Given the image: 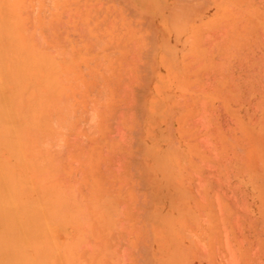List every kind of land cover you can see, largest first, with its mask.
<instances>
[{
    "label": "rangeland",
    "instance_id": "rangeland-1",
    "mask_svg": "<svg viewBox=\"0 0 264 264\" xmlns=\"http://www.w3.org/2000/svg\"><path fill=\"white\" fill-rule=\"evenodd\" d=\"M37 2L12 0L9 3L13 8L6 0H0V23L11 28L16 18L15 22L21 20L17 29L21 26L26 34L32 33L29 35L32 41L28 39L26 43L29 36L21 37L22 30H18L21 42L17 43L27 52L32 48L29 44L36 45L33 54L37 50L42 54L38 59L41 64L36 68L29 65L34 71L27 68L29 74L24 72L25 77L29 75L28 80L24 79L26 85L23 78L21 81L13 77L22 84L10 80L11 88L16 89L15 83L21 86L20 90L22 85L30 89L25 98L19 95L24 96L25 89L19 92L17 88L15 91L19 93L11 94L14 89L5 86L10 100L5 89L3 95L0 88L4 103L12 105L10 115L14 116H10V121L18 128L17 133L20 131L19 138L23 137L18 149L15 145L16 155L13 146L12 149L5 146V150L0 146L1 160L19 161L20 170L17 163L13 166L14 162L0 161L3 173L10 166L13 171L4 173L6 180L11 178L8 181L0 177V188L4 193V189L14 193V198L10 192L7 197L21 213L20 219L9 224L4 220L6 213L1 211L0 219L4 221L0 220V234L6 233L7 229L1 230L6 224L15 225V233L23 235L20 240L36 250L29 249L30 254L34 253L30 255L33 264H176L175 258L182 264H264V0H39V6ZM4 6L9 10H5L9 23L3 17ZM169 6L172 8L168 9ZM170 11L175 14L170 15ZM169 16L177 20L172 21ZM14 36L11 40L6 36L11 47ZM32 57L29 59L36 63L39 57ZM1 58L7 62L3 54ZM8 73L3 76L6 80L12 77ZM55 73L61 79L60 87L56 85ZM6 80L3 85L10 83ZM35 85L46 93L42 92L44 102L42 95L38 96L39 91L35 93ZM49 88L55 89L54 93ZM27 95L35 97V104L39 97L43 117L37 111L41 108L34 110ZM47 95L54 100H47ZM17 99H21L23 106L17 105ZM3 100L0 99V106L2 102L8 110ZM63 109H67L66 113ZM4 116L7 118L9 113ZM3 120H0L2 135L6 126V122L2 125ZM11 124L8 126L13 129ZM7 133L11 132L7 131L3 137L0 134V145H7V139L10 143L16 141L12 139L17 138V133H11L12 138ZM22 159L27 163L28 173L27 169L21 171ZM42 162L47 170L42 171ZM14 171L23 173L22 180ZM26 176L32 177L31 182L37 181L36 187L31 184L33 191L27 184L29 178L24 180L25 184L21 182ZM13 180L18 183L16 188L19 185L22 189L19 194ZM26 191L33 196L28 197ZM52 209L53 213L58 211L55 214L62 210L66 214L55 219L56 215H49ZM40 210L41 215L46 211L49 218L42 219V215L41 222L36 217L31 219L34 224L28 222ZM21 216L27 217V221L21 222ZM43 222L45 228L46 225L51 228L47 234L40 228ZM36 224L39 231L31 230L28 235L20 232L23 225L37 229ZM236 246L243 247L245 253L233 249ZM5 254L0 255V261L4 257L9 264L10 258Z\"/></svg>",
    "mask_w": 264,
    "mask_h": 264
},
{
    "label": "bare ground",
    "instance_id": "bare-ground-1",
    "mask_svg": "<svg viewBox=\"0 0 264 264\" xmlns=\"http://www.w3.org/2000/svg\"><path fill=\"white\" fill-rule=\"evenodd\" d=\"M11 1H12V0H6V2H8L7 4H9V5H11V4L9 3V2H11ZM41 1H42V0H41ZM38 2H39V0H38ZM38 2H37V4H38ZM230 2H231V1H230ZM39 3H40V2H39ZM43 3H44V1H43ZM259 3H260V2H259ZM261 3H262V1H261ZM4 4H6V3H4ZM233 4H234V3H233ZM11 6L14 8L13 5H11ZM24 6H25V5H24ZM38 6H39V4H38ZM230 6H231V5H230ZM4 7H5V6H4ZM44 7H46L45 4H44ZM261 7H262V6H261ZM10 8H11V7H10ZM42 8H43V7H42ZM90 8H91V7H90ZM96 8H97V7H96ZM167 8H168V7H167ZM171 8H172V6H169L168 9H171ZM173 8H174V7H173ZM11 9H12V8H11ZM37 9H38V8H37ZM54 9H55V8H54ZM233 9H234V8H233ZM247 9H248V8H247ZM5 10H8V7H7V8H6V7L4 8V16H3V17L6 18V20H7V19L9 18V16L7 15V13L5 14ZM14 10H15V9H14ZM23 10H24V9H23ZM38 10H39V9H38ZM40 10H41V9H40ZM91 10H92V9H91ZM172 10H174V9H172ZM242 10H244V9H242ZM8 11H9V10H8ZM8 11H7V12H8ZM168 11H169V10H168ZM175 11H176V9H175ZM180 11H181V10H180ZM180 11H178V12L180 13ZM172 12H173V14H175L174 11H172ZM172 12L170 11V15H172V14H171ZM183 12H184V11H183ZM225 12H226V11H225ZM248 13H249V12H248ZM8 14H9V12H8ZM168 14H169V13H168ZM176 14H177V13H176ZM193 14H194V13H193ZM5 15H6V17H5ZM9 15H10V14H9ZM82 15H83V14H82ZM177 15H178V14H177ZM186 15H187V14H186ZM188 15H189V14H188ZM7 16H8V17H7ZM172 16H173V15H172ZM172 16H171V17H172ZM180 16H181V15H180ZM34 17H35V16H34ZM43 17H44V16H43ZM169 17H170V16H169ZM171 17H170V18H171ZM36 18H37V15H36ZM170 18H169V19H170ZM173 18H174V17L171 18L172 21H173ZM176 18H177V17H176ZM187 18H188V17H186V19H187ZM189 18H190V17H189ZM189 18H188V19H189ZM16 19H17V18H16ZM16 19L14 20V24H12L13 27H11V28H14V29H11L9 24H8V25H9V28H10V29L7 28V27H4V25L0 23V44L2 43V45H0V51L4 50V52H6L5 55H4V52H3L2 54H3V56H4V59L7 60V62L4 61V60L2 61V60H1V59H2V58H1V57H2V54L0 53V56H1V57H0V58H1V59H0V62H2V64H0V65L3 67V69L5 68L3 71H5L6 73H7V71H8V72H9L8 75L10 74V75L12 76V77L9 76V78L7 77V78H8V79H7L8 81L13 80L15 83H21V81H22L21 79L23 78L22 83H23L24 85H26V84H25L26 81H25L24 79H27V80H28V78H29L28 76H29V75H27V76L25 77L24 72L27 71L28 69H32V72H33V71H34V70H33L34 68H30V66H32V67L35 66V68H36V67L38 66V64L40 63L39 61H41V60L38 61V59H41V55H42V54L39 53L38 50L35 51V55L33 54V53H34L33 51L36 50V47H35L36 45L34 46V45L32 44V45L35 47V49H34L33 46L29 44V46L32 47L33 50H32V48L29 47L32 51L29 49L30 52H27L26 49H23V46H20V45H21L20 43H19V44L17 43L18 40L21 42V39H18V38H19V36H18V30H22V33H23V34H21V37H23V35L26 34L27 31L24 32V30H23L24 28L22 27V28H23V29H22L21 26H18L20 29H17L16 24L19 25L20 23H22V21L20 20V23L18 22L19 20H18L17 22H15ZM37 19H38V18H37ZM82 19H83V18H82ZM179 19H180V18H179ZM190 19H191V18H190ZM8 20H9V19H8ZM8 20H7V21H8ZM38 20H39V19H38ZM38 20H37V21H38ZM174 20H175V18H174ZM176 20H177V19H176ZM176 20H175V21H176ZM180 20H181V19H180ZM9 21H10V20H9ZM9 21L6 22V23H9ZM39 21H40V20H39ZM115 21H116V20H115ZM115 21H114V22H115ZM175 21H174V23H175ZM220 21H221V20H220ZM81 22H82V21H81ZM187 22H188V20H187ZM18 23H19V24H18ZM38 23H39V22H38ZM82 23H83V22H82ZM178 23H179V22H178ZM182 23H183V22H182ZM182 23H181V24H182ZM229 23H230V22H229ZM10 24H11V23H10ZM187 24H188V23H187ZM219 24H220V23H219ZM81 25H82V24H81ZM170 25H171V24H170ZM176 25H177V24H176ZM176 25H175V26H176ZM179 25H180V23H179ZM183 25H184V24H183ZM87 26H88V25H87ZM177 26H178V25H177ZM193 26H194V25H193ZM221 26H222V25H221ZM178 27H179V26H178ZM180 27H181V26H180ZM184 27H185V26H184ZM186 27H187V26H186ZM196 27H198V26H196ZM196 27H195V29H196ZM15 28H16V29H15ZM175 28H177V27H175ZM42 29H43V28H42ZM86 29H87V28H86ZM177 29H178V28H177ZM179 29H180V28H179ZM179 29H178V30H179ZM12 30H13V32H12ZM14 30H15V31H14ZM178 30H177V31H178ZM202 30H203V29H202ZM16 31H17V32H16ZM36 31H37V29H36ZM36 31H35V32H36ZM42 31H44V29H43ZM186 31H187V30H186ZM193 31H194V29H193ZM5 32L7 33V35H9V39H10V40H11L10 37H13V35H15V36H14L15 38L18 36V37L16 38L17 40L14 38V42H12V41H13V38H12V41H11V42L14 43V46L12 45V47H11V45H10V40H9V41L7 40V38H8V37H6L7 35L4 36V35H5V34H4ZM14 32H16V33H14ZM19 32H20V31H19ZM148 32H149V31H148ZM179 32H180V31H179ZM194 32H195V31H194ZM194 32H192V33H194ZM196 32H197V31H196ZM214 32H215V31H214ZM13 33H14V34H13ZM28 33H29V32H28ZM40 33H41V32H40ZM87 33H88V32H87ZM189 33H190V32H189ZM199 33H201V30H200ZM199 33H198V34H199ZM218 33H220V32H218ZM231 33H232V32H231ZM12 34H13V35H12ZM31 34H32V33H31ZM31 34H29V35L31 36ZM34 34H35V33H34ZM208 34H210V33L208 32ZM211 34H212V33H211ZM215 34H216V33H215ZM224 34H225V33H224ZM26 35H28V34H26ZM29 35H28V36H29ZM37 35H38V34H36V37L38 38L39 36H37ZM45 35H46V34H45ZM134 35H135V34H134ZM192 35H194V34H192ZM206 35H207V33H206ZM24 36H25V35H24ZM30 36L25 38L26 41H25V40H24V41H25L26 43H27V41H30V40H28V39H31ZM41 36H42V35H41ZM178 36H179V35H178ZM183 36H184V35H183ZM201 36H202V35H201ZM4 37H5V38H4ZM44 37H45V36H44ZM148 37H149V36H148ZM195 37H196V36H195ZM197 37H198V36H197ZM253 37H254V35H253ZM253 37H252V38H253ZM37 38H36V39H37ZM115 38H116V37H115ZM179 38H180V37H179ZM52 39H53V38H52ZM5 40L8 42V45H7V44L5 45V43H6ZM33 40H35V39H33ZM37 40H38V39H37ZM37 40H36V41H37ZM134 40H135V39H134ZM134 40H133V41H134ZM31 41H32V39H31ZM178 41H179V40H178ZM184 41H185V40H184ZM186 41H187V40H186ZM240 41H241V40H240ZM39 42H40V40H39ZM43 42H44V40H43ZM100 42H101V41H100ZM100 42H99V43H100ZM12 43H11V44H12ZM46 43H48V42H46ZM64 43H65V41H64ZM135 43H136V42H135ZM197 43H198V42H197ZM197 43H196V45H197ZM15 44H17V45H15ZM40 44H41V43H40ZM40 44H37V45L40 46ZM44 44H45V43H44ZM48 44H49V43H48ZM41 45H43V44H41ZM180 45H181V44H180ZM192 45H193V44H192ZM200 45H201V44H200ZM1 46H2V47L4 46V48L2 49ZM5 46H6V47H9V46H10L11 48L14 49V51L12 50L13 52H9V53H8V52H7L8 49H9V51H11V48H7V49H5ZM15 46L18 47V48L16 49ZM37 47H38V46H37ZM48 47H49V46H48ZM51 47H52V46H51ZM184 47H185V45H184ZM190 47H191V44H190ZM190 47H189V48H190ZM20 48H21V49H20ZM52 48H53V47H52ZM54 48H55V47H54ZM174 48H176V47H174ZM179 48H180V47H179ZM185 48H186V47H185ZM248 48H249V47H248ZM15 49H16V50H19V49H20V51H15ZM38 49H39V47H38ZM140 49H141V48H140ZM172 49H173V48H172ZM177 49H178V48H177ZM177 49H176V50H177ZM183 49H184V48H183ZM249 49H250V48H249ZM249 49H248V50H249ZM21 50H22V51H21ZM50 50H51V49H50ZM54 50H56V49H54ZM173 50H174V49H173ZM190 50H192V49L190 48ZM244 50H247V49H244ZM24 51H26V52L29 53L31 56H33V57H32L33 59H36V57H39V58L36 59V60L38 61V63H37V61H36V63H35V60H34V61H33V60H30L29 58H31V56H30L29 54H25ZM51 51L53 52V49H52ZM51 51H50V52H51ZM58 51H59V50H58ZM60 51H61V50H60ZM171 51H172V50H171ZM187 51H188V50H187ZM15 52L18 53V54H16ZM52 52H51V53H52ZM67 52H68V51H67ZM130 52H131V51H130ZM167 52H168V51H167ZM175 52H176V51H175ZM175 52H174V53H175ZM178 52H179V51H178ZM182 52H183V51H182ZM184 52H185V51H184ZM244 52H245V51H244ZM10 53H11V54H10ZM13 53H14V54H13ZM21 53H22V57H23V58L20 57V56H21V55H20ZM36 53H37V54H36ZM56 53H57V52H56ZM63 53H64V52H63ZM63 53H62V54H63ZM65 53H66V52H65ZM69 53H71V52H69ZM245 53H246V52H245ZM251 53H252V52H250V54H251ZM12 54H13V55H12ZM24 54H25V55H24ZM39 54H41V55L39 56ZM169 54H170V53H169ZM179 54H180L179 56L182 57V53L179 52ZM215 54H216V53H215ZM248 54H249V53H248ZM250 54H249V55H250ZM28 55H29V56H28ZM135 55H136V54H135ZM135 55H134V56H135ZM170 55H171V54H170ZM246 55H247V54H246ZM258 55H259V54H258ZM17 56H18L20 59H23V60H20L19 58H17ZM24 56H25V57H24ZM34 56H35V57H34ZM202 56H203V55H202ZM244 56H245V55H244ZM255 56H256V55H255ZM15 57H16V58H15ZM46 57H47V56H46ZM54 57H55V56H54ZM174 57H175V56H174ZM60 58H61V57H60ZM68 58H69V57H68ZM198 58H199V57H198ZM15 59H16V60H15ZM17 59H19V60L21 61V63L19 62V60H18V62H19V63H18V62H17ZM26 59H27V60H26ZM42 59H43V58H42ZM47 59H48V57H47ZM47 59H46V61H50V60H51V59H50V60H47ZM53 59H54V58H53ZM125 59H126V58H125ZM187 59H188V58H187ZM201 59H202V58H201ZM262 59H263V58H262ZM28 60H29V62H31L30 64H28V63H29ZM44 60H45V59H44ZM136 60H137V59H136ZM22 61H24V62H22ZM26 61L28 62V63H27L28 66H26V65H27V64H26ZM46 61H45V62H46ZM54 61H55V59H54ZM54 61H53V62H54ZM122 61H123V60H122ZM168 61H169V60H168ZM4 62L7 63V65H5ZM32 62H33V63H32ZM42 62H43V60H42ZM56 62H57V61H56ZM56 62H55V64H57ZM128 62H129V61H128ZM253 62H254V61H253ZM47 63H48V62H47ZM65 63H66V62H65ZM70 63H71V62H70ZM250 63H251V62H250ZM262 63H263V61H262ZM40 64H41V63H40ZM44 64H45V63H44ZM150 64H151V63H150ZM169 64L171 65V63H169ZM4 65H5L6 67H5ZM20 65H21V66H20ZM22 65H23V66H22ZM29 65H30V66H29ZM36 65H37V66H36ZM49 65H52V64L50 63ZM71 65H72V64H71ZM175 65H177V64L175 63ZM24 66H26V67H24ZM45 66H46V65H45ZM56 66H57V68H58V67H60V64H59V66H58V64H57ZM221 66H222V65H221ZM244 66H245V65H244ZM2 67H1L0 69H2ZM7 67H8V69H7ZM167 67H168V66H167ZM25 68H26V69H25ZM27 68H28V69H27ZM44 68H45V67H44ZM53 68H54V67H53ZM57 68H56V69H57ZM102 68H103V67H102ZM6 69H7V70H6ZM24 69H25V70H24ZM47 69H48V68H47ZM54 69H55V68H54ZM71 69H72V68H71ZM71 69H70V70H71ZM186 69H187V68H186ZM23 70H24V71H23ZM37 70H39V69L37 68ZM67 70H68V69H67ZM152 70H153V69H152ZM3 71H0V73H3V75L1 74L2 76L0 75V79L2 78V79H1V82H0L1 85H3V83H4L5 80H6V77H5V78L3 77V76H5L4 74H6V73H4ZM45 71H46V69H45ZM47 71H48V70H47ZM52 71H53V70H52ZM58 71H59V70H58ZM75 71H76V70H75ZM93 71H94V70H93ZM263 71H264V70H263ZM263 71H262V73H263ZM59 72H60V71H59ZM59 72H58V73H59ZM105 72H106V71H105ZM128 72H129V71H128ZM26 73H28V71H27ZM48 73L51 75L50 72H48ZM53 73H54V72H53ZM53 73H52V74H53ZM61 73H62V72H61ZM64 73H65V72H64ZM64 73H62V74H64ZM67 73H69V72H67ZM72 73L74 74L75 72L72 71ZM92 73H93V72H92ZM159 73H160V72H159ZM175 73H176V72H175ZM28 74H29V73H28ZM44 74H46V73L44 72ZM65 74H66V73H65ZM177 74H178V73H177ZM6 75H7V74H6ZM36 75H37V74H36ZM55 75H56V77H57V81H56V77H55V82H58V83L56 84V85H58V84L60 83L59 81H60L61 79L58 78L57 73H55ZM59 75H60V74H59ZM69 75H70V74H69ZM215 75H216V74H215ZM262 75H263V74H262ZM40 76H41V75H40ZM75 76H76V75H75ZM178 76H179V75H178ZM253 76H255V75H253ZM256 76H257V75H256ZM260 76H261V75H260ZM13 77H14V78H18L17 80L20 79L21 81H20V82H19V81L16 82L17 80L14 79ZM20 77H21V78H20ZM27 77H28V78H27ZM44 77H45V76H44ZM44 77H42L41 80H42ZM243 77H244V76H243ZM263 77H264V76H263ZM10 78H12V79H10ZM37 78H38V77H37ZM52 78H54V76H52ZM244 78H245V77H244ZM44 79H46V77H45ZM67 79H68V78H67ZM212 79H213V78H212ZM245 79H246V78H245ZM7 80H6V82H8ZM15 80H16V81H15ZM29 80H30V79H29ZM37 80H40V79H37ZM46 80H47V79H46ZM58 80H59V81H58ZM209 80H210V79H209ZM13 81H12V82H13ZM24 81H25V82H24ZM53 81H54V79H53ZM62 81H64V79H63ZM260 81H261V80H260ZM46 82H47V81H46ZM8 83H9V82H8ZM8 83H7V84L5 83L6 85H3L4 87H3V86H0V88H1V90H2V91H1V90H0V91L3 92V93H2L3 95H5L6 92H7L5 86L9 87V89H10V88H11V87H10V84H11V85L13 84V83H11V81H10L9 84H8ZM15 83H14L13 86H16V89H17L18 87H21V86H18V87H17L18 84L16 85ZM22 83H21V84H22ZM26 83H27V82H26ZM43 83H45V82H43ZM48 83H49V82H48ZM48 83L46 84L47 86H48ZM80 83H81V82H80ZM130 83H131V82H130ZM21 84H20V85H21ZM28 84H29V83H28ZM49 84H50V83H49ZM126 84H127V83H126ZM42 85H43V84H42ZM42 85H41V86H42ZM44 85H45V84H44ZM59 85H60V84H59ZM59 85H58V86H59ZM127 85H128V84H127ZM154 85H155V84H154ZM181 85H182V84H181ZM203 85H204V84H203ZM205 85H206V83H205ZM39 86H40V85H39ZM39 86H37V85L34 86V87H35V93H36V91H37V92L39 91V89H37ZM49 86H50V85H49ZM58 86H55V87L57 88ZM81 86H82V85H81ZM232 86L234 87V84H233ZM240 86H241V85H240ZM25 87H26V86H25ZM52 87H53V86H52ZM59 87H60V86H59ZM181 87H182V86H181ZM238 87H239V86H238ZM254 87H255V86H254ZM259 87H260V86H259ZM47 88H48V87H47ZM117 88H118V87H117ZM121 88H122V87H121ZM4 89H5V94H4ZM7 89H8V88H7ZM12 89H14V91L16 90L15 87H14V88L12 87L11 90H12ZM23 89H25V90L23 91V92H24L23 95H24V94L26 95V92L29 94L30 89L27 88V90H26V88H23V85H22V89H21V90H20V88H18L17 90H18V91L20 90L19 92H21ZM32 89H33V88H32ZM49 89H50V88H49ZM103 89H104V88H103ZM103 89H102V90H103ZM263 89H264V88H263ZM11 90H10V91H11ZM28 90H29V91H28ZM33 90H34V89H33ZM51 90H52V91H51ZM119 90H120V89H119ZM126 90H127V89H126ZM206 90H207V89H206ZM213 90H214V89H212V91H213ZM235 90H237V89H235ZM256 90H257V89H256ZM14 91L12 90L11 94H12V93H13V94H15V93H19L18 91H15V92H14ZM50 91H51L50 93H54L53 91H55V89L52 88V89H50ZM207 91H208V90H207ZM247 91H249V90H247ZM251 91H252V89H251ZM1 92H0V93H1ZM42 92H43V91H42ZM42 92H41V90H40V91L38 92V96L42 95V98H41V99H43V101L41 100V102H44L43 93H44V95H45L46 93H45V92L42 93ZM203 92H204V91H203ZM7 93H8V92H7ZM41 93H42V94H41ZM249 93H250V91H249ZM36 94H37V93H36ZM210 94H211V93H210ZM3 95L0 94L1 97H2ZM8 95H9V96H7V94H6V97H7V99H8V97H9V99H10V96H11V95H10V94H8ZM19 95H20V97L25 98V95L22 96L20 93H19ZM89 95H90V94H89ZM126 95H127V94H126ZM16 96H17V94H16ZM16 96H15V97H16ZM27 96H28V95H27ZM36 96H37V95H36ZM38 96H37V97H38ZM232 96H233V95H232ZM244 96H245V94H244ZM17 97L20 98L19 96H17ZM37 97H36V98H37ZM51 97H52V95H51L50 97L47 95L46 98H47V100H48L49 98H50V100H54V98H53V97L51 98ZM89 97H90V96H89ZM236 97H237V96H236ZM23 98H22V100H21V99H17L18 101L16 100V101H17V105H19V104L22 105L21 103L25 102V100H24ZM28 98H29V101H30V104L32 105V107L34 106V107H33L34 110H35V109H38V108H41L42 103H40V99H39V97H38V100H39V101L36 99L38 104H35V102H33V101H35V100H34L35 97L33 98V95H32V97H31V95H29ZM30 98H31V99L33 98V100H30ZM46 98H45V99H46ZM103 98H104V97H103ZM224 98H225V97H224ZM234 98H235V97H234ZM245 98H246V97H245ZM0 99L3 100V97L0 98ZM66 99H67V98H66ZM248 99H249V97H248ZM10 100H11V99H10ZM20 100H21V101H20ZM23 100H24V101H23ZM27 100H28V99H27ZM62 100H64V99H62ZM104 100H105V98H104ZM133 100H134V99H133ZM4 101H6V99L3 100V103H4ZM19 101H20L21 103H20ZM22 101H23V102H22ZM259 101H260V100H259ZM259 101H258V102H259ZM18 102H19V103H18ZM32 102H33L34 104H33ZM51 102H52V101H51ZM61 102H63V101H61ZM65 102H66V100H65ZM5 103H6V102H5ZM5 103H4V104H5ZM46 103H47V102H46ZM226 103H227V102H226ZM263 103H264V102H263ZM24 104H25V103H24ZM47 104H49V103H47ZM62 104H63V103H62ZM68 104H69V103H68ZM208 104H209V103H208ZM238 104H239V103H238ZM247 104H248V103H247ZM256 104H257V103H256ZM256 104H255V105H256ZM260 104H261V103H260ZM2 105H3V104H2V102H1V106H2ZM5 105H7V107H8V103H6ZM10 105H11V104H10ZM15 105H16V104H15ZM31 105H28V106H31ZM59 105H60V104H59ZM88 105H89V104H88ZM209 105H210V104H209ZM262 105H263V104H262ZM1 106H0V109H1ZM11 106H12V105H11ZM11 106L7 108L8 110H5V109H6V108H5L6 106H2V107H4V109H1L2 111H0V114L4 113L5 115L8 116V113H9V116L6 118V117L4 116V114H3V115H0V116H3V118H4L5 120L7 119L6 121H4L3 118H1V117H0V118L3 120V124H2V125L5 126V124H6V126H5L2 130H5L6 132L8 131V132L14 133V135H15V134L17 133V131H18V128H17L16 126H14L13 121H10V116H12V115L14 114V113H13L12 115H10V114L13 112L12 109H11ZM22 106H23V105H22ZM22 106H21V109L24 108V107L22 108ZM69 106H70V105H69ZM203 106H204V105H203ZM203 106H201V107H203ZM233 106H234V105H233ZM48 107H49V105H48ZM70 107H71V106H70ZM89 107H90V105H89ZM89 107H88V108H89ZM208 107H209V106H208ZM255 107H256V106H255ZM258 107H259V106H258ZM258 107H257V108H258ZM9 108H10V109H9ZM64 108H65V106H64ZM66 108H67V107H66ZM91 108H92V107H91ZM243 108H244V107H243ZM17 109H18V107H17ZM28 109L30 110V107H28ZM33 109H32V110H33ZM89 109H90V108H89ZM207 109H208V108H207ZM245 109H246V108H245ZM253 109H254V108H253ZM18 110H19V109H18ZM40 110H42V108L39 109V110H37V111H39V113H38L37 111H34V112H35V114L38 113V114H40V116L43 117V116H44V113H43V111H40ZM63 110H64V109H63ZM66 110H67V109L64 110L65 113H66ZM87 110H88V109H87ZM255 110H256V109H255ZM258 110H259V109H258ZM258 110H257V111H258ZM3 111H4V112H3ZM30 111H31V110H30ZM64 111H63V112H64ZM89 111H91V110H89ZM93 111H94V110H93ZM207 111H208V110H207ZM249 111H251V110H249ZM5 112H6V113L8 112V113L6 114ZM23 112H25V111H22L21 113H23ZM31 112H32V111H31ZM31 112H29L28 115L31 114ZM34 112H33V113H34ZM36 112H37V113H36ZM63 112H62V113H63ZM236 112H237V111H236ZM26 113H27V112H25V114H26ZM65 113H63V115H64ZM197 113H198V112H197ZM203 113H204V112H203ZM23 114H24V113H23ZM42 114H43V115H42ZM204 114H206V112H205ZM32 115H34V114H32ZM70 115H71V114H70ZM200 115H201V114H200ZM208 115H209V114H208ZM235 115H236V114H235ZM244 115H245V114H244ZM13 116H14V115H13ZM54 116H55V114H54ZM71 116H72V115H71ZM25 117H26V116H25ZM32 117H33V116H32ZM42 117H41V118H42ZM122 117H123V116H122ZM13 118H14V117H13ZM26 118H27V117H26ZM34 118H35V117H34ZM36 118H37V117H36ZM41 118H40V119H41ZM202 118H203V117H202ZM206 118H207V117H206ZM239 118H240V117H239ZM254 118H255V117H254ZM1 119H0V120H1ZM8 119H9V121H8ZM32 119H33V118H32ZM63 119H64V117H63ZM68 119H69V118H68ZM15 120H16V119H15ZM35 120H36V119H35ZM45 120H47V118H46ZM238 120H239V119H238ZM7 121H8V122H7ZM38 121H39V120H38ZM65 121H68V120H67V117H66V120H65ZM65 121H64V122H65ZM239 121H240V120H239ZM251 121H253V120H251ZM254 121H255V120H254ZM5 122H6V123H5ZM9 122H10V124L12 123L10 127H12V128L14 127L13 129L9 128V126H8V125H9ZM29 122H30V121H29ZM51 122H53V121H51ZM244 122H245V121H244ZM260 122H261V120H260ZM1 123H2V122H0V124H1ZM4 123H5V124H4ZM249 123H250V121H249ZM249 123H248V124H249ZM32 124H33V123H32ZM38 124H39V123H38ZM50 124H51V127H52L53 124H52V123H50ZM57 124H58V123H57ZM66 124H67V123H66ZM30 125H31V122H30ZM245 125H246V124H245ZM251 125H252V124H251ZM256 125H257V124H256ZM49 126H50V125H49ZM6 127H7V128H6ZM33 127H36V126L33 125ZM241 127H242V126H241ZM45 128H46V127H45ZM53 128H54V126H53ZM55 128H56V127H55ZM0 129H1V127H0ZM7 129H11L12 131H9V130H7ZM16 130H17V131H16ZM5 131H3V133H4L3 135H6V134H5V133H6ZM13 131H14V132H13ZM19 132H20V131H19ZM19 132H18V133H19ZM11 133H7L8 136H10V137H11V136L14 137V135H13V134L11 135ZM18 133H17V136H16L17 138L12 139V140H15V139H16V141H13V143L16 142L15 144L10 143L9 141H11V140L8 141L7 138L4 139V140L7 139V141H5V142H6V143L8 142V143H7L8 146H7L6 144H4L5 142H3L4 145H0V146H4V149H3V150H5V146H6L7 148H9V149H10V148L12 149V146H13V150H14L16 144H17V149L19 148L18 145H20V144L23 143V142H22V141H23V140H22L23 137H22V139H20V138H19V135H21V133H20L19 135H18ZM26 133H27V132H26ZM0 134H1V136L3 137L1 131H0ZM9 134H10V135H9ZM50 134H51V133H50ZM2 137H1V138H2ZM12 137H11V138H12ZM18 138L20 139V142L18 141ZM24 139H25V138H24ZM46 139H47V138H46ZM21 140H22V141H21ZM0 141H1V139H0ZM25 141H27V140H24V142H25ZM1 143H2V141H1ZM9 143H10L11 145H9ZM19 143H20V144H19ZM27 143H29V142H25V144H27ZM12 144H13V145H12ZM30 144H31V143H30ZM32 145H33V144H31L30 146H32ZM45 145H46V144H45ZM45 145H44V146H45ZM9 146H11V147H9ZM20 148H22V147L20 146ZM28 148H29V144H28ZM29 149H30V148H29ZM3 150H1V152H2ZM13 150H12V151H13ZM15 150H16V148H15ZM15 150H14V151H15ZM36 150H37V149H36ZM9 151H10V150H8L6 153H8ZM14 151H13V152H14ZM1 152H0V153H1ZM238 152H239V151H238ZM6 153H5V154H6ZM16 153H17V151H15V154H14V153H11V155H13V154L16 155ZM174 153H175V152H174ZM179 153H180V152L178 151V155H179ZM232 153H233V152H232ZM5 154H4V155H5ZM8 154H9V153H8ZM8 154H6V155H8ZM25 154H26V153H25ZM181 154H182V153H181ZM56 155H58V153H57ZM260 155H261V154H260ZM18 156H20V155H18ZM155 156H156V154H155ZM1 157H2V156H1ZM1 157H0V161H1V162L4 161V163H7V164H8V162L10 163V161L8 160V158H7V161H8V162H7L6 159L1 160ZM22 157H24V156H22V152H21V158H22ZM58 157H59V156H58ZM174 157H175V156H174ZM183 158H184V157H183ZM2 159H3V158H2ZM9 159H10V158H9ZM29 159H30V158H29ZM174 159H175V158H174ZM22 160H23V159H22ZM38 160H39V158H38ZM164 160H166V159L164 158ZM172 160H173V159H172ZM263 160H264V158H263ZM11 161H12V160H11ZM16 161H17V160L15 159V161H13L14 163H13V162H11V163H13V164H12L13 166L16 165V163H17L16 166H17L18 170H20V169H19V168H20V166H19V161H18V162H16ZM24 161H25V160H23L22 162L24 163ZM167 161H168V160H167ZM173 161H175V160H173ZM181 161H182V163H183V160L180 159V162H181ZM35 162H36V161H35ZM180 162H179V163H180ZM4 163H3V164H4ZM11 163H10V164H11ZM52 163H53V162H52ZM182 163H181V164H182ZM7 164H6V165H7ZM10 164H9V165H10ZM25 164H27V163H24V164H23L24 166H23L22 163H21V166H22V168H21L22 170H21V171H23L24 169L26 170V169L28 168V166L25 165ZM0 165H1V164H0ZM44 165H45V164H43V162H42V167H41L42 171H43V169H44ZM56 165H57V164H56ZM16 166H15V167H16ZM26 166H27V168H26ZM35 166H36V165H35ZM222 166H223V165H222ZM0 167H1V166H0ZM10 167H12V166H10ZM10 167H8V171L5 170L4 173H5V172H6V173H7V172L9 173ZM23 167H24V168H23ZM38 167H39V166H38ZM55 167H56V166H55ZM5 168H6V167H5ZM179 168H180V167H179ZM1 169H3V168H0V171H2ZM6 169H7V168H6ZM13 169H14V168H13ZM28 169H29V168H28ZM28 169L26 170L25 173H28ZM36 169H37V168H36ZM52 169H53V168H52ZM11 170H12V169H11ZM11 170H10V171H11ZM44 170H47V169H44ZM53 170H54V169H53ZM120 170H121V169H120ZM21 171H19V172H21ZM11 172H13V171H11ZM14 172H15V171H14ZM19 172L16 171L14 174L18 173V176H19V175H20ZM35 172H36V171H35ZM48 172H49V171H48ZM1 173H2V174H0V175H1L0 177L2 178V176H3V178H4L3 180L8 181L9 179H11V178H9V177H10V176H9V177H8L9 179L6 180L7 177H6V176H5L6 178L4 177V173H3V171H2ZM6 173H5V175H7ZM36 173H37V172H36ZM50 173H51V172H50ZM58 174H60V173H58ZM8 175H9V174H8ZM22 175H23V173L19 176L20 179H21V176H22ZM24 175H25V174H24ZM42 175H43V174H42ZM16 176H17V174H16ZM29 176H30V175H29ZM49 176H52V175L49 174ZM54 177H55V176H53V178H54ZM1 178H0V181H2ZM19 178H18V179H19ZM23 178H24V177H23ZM27 178H29V177L26 176V178L23 179V181H21V182H23V184H25V182L28 181L29 183L27 182V184L30 185V189L36 187V186H34V185L37 184V183H35V182H37V181H35V182H31V178H32V177L29 178L30 181H29V179L27 180ZM41 178H42V177H41ZM45 178H46V177H45ZM49 178H50V177H49ZM20 179H19V182H20ZM21 180H22V179H21ZM24 180H27V181H24ZM16 181H17V180H16ZM42 181H44V180H42ZM230 181H231V180H230ZM230 181H229V182H230ZM8 183H9V182H8ZM13 183H14V184H13L14 186L18 184V183H16V182H14V180H13ZM15 183H16V184H15ZM48 183H49V182H48ZM48 183H46V184H48ZM31 184H32L34 187H32ZM38 184H39V182H38ZM5 185H8V184H5ZM18 186H19V185H18ZM18 186H17V188H16V186L14 187V189H17V190H18L17 192L15 191L17 194H19L18 192H20V191L22 190V189H21L20 187H18ZM258 186H260V185H258ZM8 187H9V186H8ZM25 187H28V186H25ZM115 188H116V187H115ZM260 188H261V187H260ZM34 189H35V188H34ZM4 190H5V193H4L3 191H1V188H0V212H1V211L5 212L6 214H5V216H4V220H7L6 222H9V224H13V222H15L16 219H20V218H18V217L21 215V213H20V215H19L20 210H19V211L16 210L13 201H12L11 199H9L10 196L7 197V195L11 194V196H13V198H14V193H13V192H10V191L7 190V189H4ZM6 190H7V191H6ZM19 190H20V191H19ZM36 190H37V189H36ZM32 191H33V189H32ZM32 191H31V193H33ZM147 191H148V190H147ZM224 191H225V190H224ZM9 192H10V193H9ZM36 192H37V191H36ZM208 192H209V191H208ZM208 192H206V193H208ZM217 192H218V191H217ZM258 192H259V191H258ZM6 193H7V194H6ZM8 193H9V194H8ZM24 193H26V194H28V195L30 194V192L28 193V191H26V192H24ZM114 193H115V192H114ZM185 193L187 194V192H185ZM35 194H36V193H35ZM104 194H105V193H104ZM214 194H215V193H214ZM217 194H218V193H217ZM20 195H22V194H20ZM23 195H24V194H23ZM31 195L33 196V194H31ZM31 195H29L28 197H31ZM43 195H44V194H43ZM119 195H121V194H119ZM188 195H189V194H188ZM208 195H209V194H208ZM258 195H259V194H258ZM35 196H37V195H35ZM40 196H41V195H40ZM107 196H108V195H107ZM172 196H173V195H172ZM212 196H213V195H212ZM215 196H216V195H215ZM22 197H23V196H22ZM26 197H27V195H26ZM135 197H136V196H135ZM20 198H21V197H20ZM32 198H33V197H32ZM32 198H31V199H32ZM47 198H48V197H47ZM103 198H104V197H103ZM33 199H35V198H33ZM40 199H42V197L39 198L38 200H40ZM48 199H49V198H48ZM257 199H258V198H257ZM14 200H15V199H14ZM16 200H17V199H16ZM29 200H30V199H29ZM170 200H171V199H170ZM218 200H219V199H218ZM259 200H260V199H259ZM31 201H32V200H31ZM36 201H37V200H36ZM45 201H46V200H45ZM52 201H53V200H52ZM63 201H64V200H63ZM105 201H106V200H105ZM253 201H254V200H253ZM253 201H252V202H253ZM25 202H26V201H25ZM27 202H28V201H27ZM41 202H42V201H41ZM59 202H60V201H59ZM174 202H175V201H174ZM174 202H170V203L172 204V203H174ZM252 202H251V203H252ZM255 202H256V201H255ZM46 203H47V202H46ZM64 203H65V202H64ZM105 203H106V202H105ZM130 203H131V202H130ZM175 203H176V202H175ZM195 203H196V202H195ZM195 203H193V204H195ZM210 203H211V202H210ZM16 204H17V203H16ZM19 204H20V203H19ZM31 204H33V202H31ZM36 204H37V203H36ZM36 204H35V205H36ZM49 204H50V203H49ZM125 204H126V203H125ZM196 204H197V203H196ZM252 204H253V203H252ZM24 205H25V204H24ZM35 205L33 206L34 208H35ZM64 205H65V204H64ZM106 205H107V204H106ZM111 205H112V204H111ZM111 205H110V206H111ZM126 205H127V204H126ZM131 205H132V204H131ZM226 205H227V204H226ZM257 205H258V204H257ZM257 205H255V206H257ZM17 206H18V205H17ZM17 206H16V207H17ZM21 206H22V205H21ZM132 206H133V205H132ZM158 206H159V205H158ZM183 206H184V205H182L181 207H183ZM121 207H122V205H121ZM181 207H179V208H181ZM19 208H21V207L19 206ZM36 208L38 209L37 206H36ZM56 208H57V207H56ZM190 208H191V207H190ZM22 209H23V208H22ZM22 209H21V210H22ZM39 209H40V208H39ZM39 209H38V210H39ZM41 209H42V208H41ZM112 209H113V208H112ZM130 209H131V208H130ZM133 209H134V208H133ZM184 209H185V208H184ZM27 210H28V209H27ZM35 210H36V209H35ZM56 210H57V209H56ZM110 210H111V209H110ZM166 210H168V209H166ZM169 210H170V209H169ZM188 210H189V209H188ZM260 210H261V209H260ZM32 211H33V210H32ZM108 211H109V210H108ZM108 211H107V212H108ZM115 211H116V210H115ZM205 211H206V208H205ZM220 211H221V210H220ZM34 212H35V211H34ZM41 212H42V211L40 210V212H39L38 214H36L37 212H36L35 214H33V215H32V218H30V220H29V218H28V222L30 221V223H33V224H34V221L31 220V219H33L34 217H36V221H37V222H39V219H40V222H41V217H40V216L43 215V214H42V215L40 214ZM50 212H52V213H49V215H50V214H51V215L53 214V216H54V215L57 216V217L55 216V219L60 218L61 216H65V215H64L65 212H64L63 210H62V212H59V215H58V214H55V213H57L58 211L53 213V209H52V211H50ZM113 212H114V209H113ZM167 212H169V211H167ZM191 212H192V211H191ZM254 212H255V211H254ZM22 213H23V212H22ZM29 213H31V212H29ZM45 213H46V211H45ZM45 213H44L42 219H44V217H47L48 214L46 215ZM74 213H75V212H74ZM110 213H111V212H110ZM128 213H129V212H128ZM177 213H178V212H177ZM193 213H195V212H192V214H193ZM205 213H207V212H205ZM23 214H24V213H23ZM39 214H40V215H39ZM61 214H62V215H61ZM65 214H66V213H65ZM113 214H114V213H113ZM215 214H216V213H215ZM233 214H234V213H233ZM253 214H254V213H253ZM35 215H36V216H35ZM60 215H61V216H60ZM71 215H72V214H71ZM78 215L80 216V214H78ZM88 215H89V214H88ZM95 215H96V214H95ZM95 215H94V216H95ZM107 215H109V214H107ZM27 216H29V215H27ZM30 216H31V215H30ZM38 216H39V217H38ZM53 216H52V217H53ZM82 216H83V215H82ZM82 216H81V217H82ZM109 216H111V215H109ZM114 216H115V215H114ZM193 216H194V215H193ZM207 216H208V215H206V218H208ZM255 216H256V215H255ZM70 217H71V216H70ZM86 217H87V216H86ZM127 217H128V216H127ZM127 217H126V220H127ZM174 217H175V216H174ZM204 217H205V216H204ZM38 218H39V219H38ZM47 218H49V217H47ZM50 218H51V217H50ZM115 218H116V217H115ZM206 218H205V219H206ZM1 219H2V221H4L3 218H1ZM1 219H0V220H1ZM21 219H22L21 222L27 221V217H23V216H21ZM23 219H24V220H23ZM34 219H35V218H34ZM53 219H54V218H53ZM87 219H88V218H87ZM173 219H174V218H173ZM234 219H235V218H234ZM47 220H48V219H47ZM171 220H172V219H171ZM45 221H46V219H45ZM122 221H123V220H122ZM122 221H121V222H122ZM189 221L191 222L192 220H189ZM203 221H204V220H203ZM223 221H224V220H223ZM239 221H240V220H239ZM37 222H36V223H37ZM125 222H126V221H125ZM176 222H177V221H176ZM176 222H174V223H176ZM194 222H195V221H194ZM213 222H214V221H213ZM224 222H225V221H224ZM226 222H227V221H226ZM107 223H108V222H107ZM203 223H204V222H203ZM207 223H208V221H207ZM233 223H234V222H233ZM43 224H45V223L43 222L42 224H40V225H42V227L37 226L38 224H36V228H37V229H35V228H34V229H31L32 227H29L28 225H26V227H25V226L23 225L24 229H20V232H22L21 230H23L22 233H24L25 235H28L27 232L29 233V232H31V230H33V231H39L38 228L40 227L41 229H43L44 233L47 234V233L49 232V230L51 231V228H50L49 226H47V225H46V228H45V226H44ZM127 224H128V223H127ZM171 224H172V223H171ZM224 224H225V223H224ZM238 224H239V222H238ZM21 225H22V224H21ZM118 225H119V224H118ZM118 225H117V226H118ZM120 225H121V224H120ZM125 225H126V224H125ZM236 225H237V223H236ZM239 225H240V224H239ZM247 225H248V224H247ZM30 226H32V224H31ZM114 226H115V225H114ZM123 226H124V225H123ZM128 226H129V225H128ZM171 226H172V225H171ZM222 226H223V225H222ZM233 226H234V225H233ZM33 227H35V226H33ZM43 227H44V228H43ZM140 227H141V226H140ZM223 227H224V226H223ZM228 227H229V226H228ZM236 227H237V226H236ZM245 227L247 228V226H245ZM8 228H9V229H8ZM26 228H27V229H26ZM49 228H50V229H49ZM96 228H97V227H96ZM117 228H118V227H117ZM121 228H122V226H121ZM130 228H131V227H130ZM187 228H188V227H187ZM189 228H190V227H189ZM226 228H227V227H226ZM4 229H7V231H6V233H4V235L0 234V235H1V236H0V250L6 252V254H5L4 256H7V257L9 256V258H10V263H9V264H33V263L31 262L32 260H31V258H30V255H31V254H34V253L31 252V254H30V250H31V249H34V250H35V248H33L32 246L30 247L31 244L29 245V243L22 242V241L20 240V239H21L20 236H23V235H22V234H20V235L17 234L18 232L15 233V230H16L15 225H8V226H7V224H6L5 227L2 228L1 230H4ZM25 229H26V230H25ZM44 229H45V230H44ZM109 229H110V228H109ZM243 229H244V228H243ZM27 230H28V231H27ZM111 230H112V229H111ZM190 230H191V229H190ZM16 231H17V230H16ZM18 231H19V230H18ZM94 231H95V229H94ZM164 231H165V230H164ZM187 231H188V230H187ZM206 231H207V230H206ZM250 231L252 232V230H250ZM25 232H26V233H25ZM96 232H97V231H96ZM182 232H183V231H182ZM184 232H185V231H184ZM213 232H214V231H213ZM244 232H246V230H245ZM253 232H254V231H253ZM98 233H99V231H98ZM241 233H242V231H241ZM247 233H248L247 236H250L248 230H247ZM40 234L43 235V232L40 233ZM119 234H120V233H119ZM205 234H206V233H205ZM227 234H228V233H227ZM197 235H199V234H197ZM118 236H119V235H118ZM209 236H210V234H209ZM209 236H208V237H209ZM225 236H226V235H225ZM229 236H230V234H229ZM122 237H123V236H122ZM252 237H253V236H252ZM260 237H261V236H260ZM177 238H178V237H177ZM209 238H210V237H209ZM216 238H217V237H216ZM227 238H228V237H227ZM247 238L249 239V237H247ZM121 239H122V238H121ZM124 239H125V238H124ZM197 239H198V238H197ZM199 239H200V238H199ZM225 239H226V238H225ZM254 239H256V238L254 237ZM110 240H111V239H110ZM210 240H211V239H210ZM214 240H216V239H214ZM177 241H178V239H177ZM203 241H204V239H203ZM217 241H218V240H217ZM233 241H234V239L232 240V242H233ZM256 241H257V240H256ZM109 242H110V241H109ZM179 242H180V241H179ZM204 242H205V241H204ZM227 242H228V241H227ZM243 242H244V241H242V243H243ZM106 243H107V242H106ZM255 243H256V242H255ZM110 244H111V243H110ZM119 244H120V243H119ZM132 244H133V243H132ZM230 244H231V243H230ZM237 244H238V243H237ZM27 245H28L30 248H29ZM103 245H104V244H103ZM183 245H184V244H183ZM183 245H181V246H183ZM208 245H209V244H208ZM211 245L213 246L212 242H211ZM241 245H242V244H241ZM244 245H245V244H244ZM257 245H258V244H257ZM26 246H27V247H26ZM99 246H100V245H99ZM99 246H98V247H99ZM214 246H215V244H214ZM216 246H217V245H216ZM229 246H230V245H229ZM237 246H238V245H237ZM237 246H236V248L233 247V249H235L236 251H238L240 254H241V253L244 254L246 250L244 251V250H243V249H244L243 247H240V246H239V247H240V248H239V247H237ZM38 247L40 248V246H38ZM38 247H36V248L38 249L37 251H39V248H38ZM122 247H123V246H122ZM122 247H121V249H122ZM231 247H232V246H231ZM196 248H197V247H196ZM213 248H214V247H213ZM226 248H227V247H226ZM242 248H243V249H242ZM29 249H30V250H29ZM97 249H98V248H97ZM179 249H180V248H179ZM227 249H228V248H227ZM227 249H226V250H227ZM237 249H239V250H237ZM98 250H99V249H98ZM109 250H111V249H109ZM242 250H243V251H242ZM35 251H36V250H35ZM112 251H113V250H112ZM4 252H2V253L0 252V255L4 254ZM28 252H29V253H28ZM114 252H115V251H114ZM175 252H176V251H175ZM188 252H189V250H188ZM228 252H229V250H228ZM176 253H177V252H176ZM122 254H124V253H122ZM180 254H181V253H180ZM186 254H187V253H186ZM186 254H185V255H186ZM117 255H118V254H117ZM127 255H128V254H127ZM129 255H130V254H129ZM129 255H128V256H129ZM174 255H175V254H174ZM176 255H177V254H176ZM181 255H182V254H181ZM181 255H180V256L178 255L177 257L182 258L183 256H181ZM188 255H189V254H188ZM255 255H257V254H255ZM31 256H32V255H31ZM100 256H101V254H100ZM104 256H107V255H104ZM115 256H116V255H115ZM128 256H127V257H128ZM1 257H2V256H0V259H1ZM119 257H120V256H119ZM123 257H124V255H123ZM174 257H176V256H174ZM184 257H185V256H184ZM187 257L189 258V256H187ZM255 257H256V256H255ZM96 258H97V257H96ZM120 258H121V257H120ZM131 258H132V257H131ZM185 258H186V257H185ZM247 258H248V257H247ZM257 258H258V257H257ZM98 259H99V258H98ZM98 259H97V261H98ZM100 259H102V256L100 257ZM116 259H117V257H116ZM134 259H135V258H134ZM176 259H177V262L180 261L179 258H175V260H176ZM178 259H179V260H178ZM183 259H184V258H183ZM183 259H182V261H183ZM186 259H187V258H186ZM237 259H238V258H237ZM250 259H251V258H250ZM5 260H6V259H4V257H3V259H2L0 262H3L2 264H7L6 262H7L8 260H7V261H5ZM104 260H105V258H104ZM104 260H102V261H104ZM112 261H113V260H112ZM122 261H123V260H122ZM122 261H121V262H122ZM131 261H132V260H131ZM133 261H134V260H133ZM4 262H5V263H4ZM8 262H9V261H8ZM99 262H100V260H99ZM104 262H105V261H104ZM124 262H125V261H124ZM177 262L175 261L176 264H177ZM180 262H181V261H180ZM180 262H178V264H180ZM196 262H197V261H196ZM109 263H110V262H109ZM94 264H95V263H94ZM98 264H99V263H98ZM111 264H112V263H111ZM181 264H182V262H181ZM183 264H184V263H183Z\"/></svg>",
    "mask_w": 264,
    "mask_h": 264
}]
</instances>
